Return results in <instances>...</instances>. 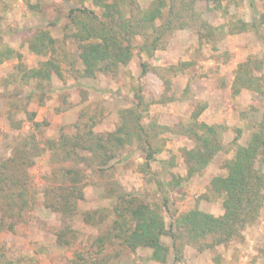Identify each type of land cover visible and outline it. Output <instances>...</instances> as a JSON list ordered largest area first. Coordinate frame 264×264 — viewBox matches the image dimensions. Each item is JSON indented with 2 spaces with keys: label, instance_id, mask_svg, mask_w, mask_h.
Returning <instances> with one entry per match:
<instances>
[{
  "label": "rangeland",
  "instance_id": "obj_1",
  "mask_svg": "<svg viewBox=\"0 0 264 264\" xmlns=\"http://www.w3.org/2000/svg\"><path fill=\"white\" fill-rule=\"evenodd\" d=\"M140 1L148 7L153 0ZM28 2L39 5L42 13L34 12ZM0 3V51L9 46L22 53V61L28 67L39 66L45 59L28 46L36 30L49 28L54 37L62 40L65 32H70L66 27L71 8L87 6L101 11L92 0H1ZM198 8L209 21L202 33L198 31L199 25L176 29L153 57L140 51L145 38L137 36V48L128 65L98 79L80 72L83 65L78 45L69 37L65 49L74 65L65 64L63 77H53L43 104L35 81L25 84L15 78L18 58L0 62V162L12 154L15 136L32 130L30 113L36 112V120L43 121L55 112L51 124L45 127L46 138H58L61 127L75 122L82 111L96 112V130L107 132L119 124L120 109L135 103L137 91H142L150 103L144 123L156 126L158 137L153 142L161 147L148 171L142 169L145 157L136 144L126 146L103 169L86 168L85 198L72 215L45 207L44 191L51 184H59L57 174L74 163L53 162L49 152H45L30 169L32 209L24 212L14 232L0 233V264H264V208L260 217L243 231V236L203 252L187 245L181 262H175L173 255L166 263L154 261L150 248L133 252L113 243L98 253L95 246L96 238L110 225L112 209L121 195L160 200L162 191L157 180H167L172 174L185 178L170 192L171 208L177 209L178 214L196 206L215 214L223 212L220 199H208L211 180L226 174L222 164L234 154L228 146L238 135L237 128L241 129L240 142L246 144L250 132L262 120L264 89L261 92L243 89L234 95L232 85L238 65L248 59L262 63L261 69H255L254 73L264 80V0H222L218 8L212 2L200 0ZM181 61L194 64L182 73L166 71ZM143 62L149 64L146 74ZM203 102L208 107L200 119L228 127L224 133L227 147L200 174L188 177L186 150L195 144L173 129L187 123ZM59 108L62 110L58 112ZM11 114L14 120L23 122L22 129L12 126ZM262 167L264 170V164ZM89 214L95 221H86ZM101 214L105 215L104 220ZM165 217L169 223L167 211ZM66 228L72 230L67 235L70 244H61L57 232ZM164 241L171 244L168 237ZM79 253L84 259L77 257ZM74 258L78 262H72Z\"/></svg>",
  "mask_w": 264,
  "mask_h": 264
},
{
  "label": "trees",
  "instance_id": "obj_2",
  "mask_svg": "<svg viewBox=\"0 0 264 264\" xmlns=\"http://www.w3.org/2000/svg\"><path fill=\"white\" fill-rule=\"evenodd\" d=\"M199 1L153 0L144 7L140 0H92L101 11L87 6L71 8L70 22L66 27L70 32L66 31L62 40L54 37L49 28H39L31 35L28 40L30 51L45 58L39 66L28 67L22 61V53L9 46L0 51V62L18 58L15 78L25 84L35 81L43 104L53 77H63L65 64L74 65L65 49L69 37L78 45L83 65L80 72L88 78L98 79L102 74L115 73L121 66L128 65L137 48V36L145 38L140 51L153 57L176 29L199 25L198 31L202 33V29L208 28L209 21L198 8ZM205 1L218 8L222 0ZM28 5L34 12L42 13L39 5L31 2ZM262 17L264 22V14ZM193 64L181 61L166 71L182 73ZM261 64L258 60L248 59L238 65L232 85L234 95L243 89L263 91L264 80L254 73L255 69H261ZM142 67L146 74L149 64L143 62ZM163 78L170 81L165 76ZM149 105L142 91H137L135 103L120 109V122L114 130L97 131V113L82 111L75 122L61 127L58 138L43 135L55 112L43 121L36 120V112L30 113L28 120L32 130L15 136L12 154L0 162V233L5 230L14 232L24 212L32 209L34 197L30 169L45 152H49L53 162L74 163L73 167L63 168L57 174L59 184H51L44 191L45 207L63 215L74 214L80 200L85 198V169L107 167L126 146L136 144L144 153L143 171L151 169L161 147L153 142L158 137L156 126L144 123ZM207 107V102L200 103L187 123L173 129L195 144L186 150L188 177L200 174L227 147L224 133L228 127L200 119ZM61 110L57 109L58 112ZM10 120L15 129H22V121L14 120L12 114ZM165 129L172 128L165 126ZM237 131L238 135L228 146L234 154L222 164L226 174L214 176L209 189L211 196L208 199L214 197L222 201V213L215 214L196 206L178 214L177 209L171 208L170 192L185 178L172 174L167 180H157L162 191L160 200L147 201L128 195L118 198L112 209L110 225L95 240L97 252H102L107 244L119 243L133 252L150 248L151 259L160 263L168 262L171 255L175 262H181L187 245L203 252L243 236V231L260 217L264 208V107L262 120L250 132L246 144L240 142L241 129L237 128ZM166 211L171 217L169 223ZM100 217L105 219L104 214ZM86 221H95V217L89 214ZM70 231V228L59 230L57 240L61 244H70L67 238ZM165 237L171 239V244L164 241ZM77 257L84 259L80 253ZM73 261L78 262L75 258Z\"/></svg>",
  "mask_w": 264,
  "mask_h": 264
}]
</instances>
